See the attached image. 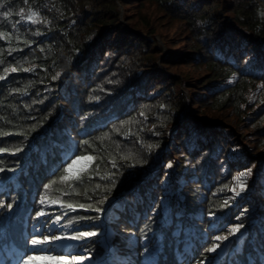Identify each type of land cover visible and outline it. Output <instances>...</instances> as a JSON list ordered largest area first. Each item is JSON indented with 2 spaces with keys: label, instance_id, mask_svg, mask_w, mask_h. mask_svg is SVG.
Returning a JSON list of instances; mask_svg holds the SVG:
<instances>
[{
  "label": "trees",
  "instance_id": "1",
  "mask_svg": "<svg viewBox=\"0 0 264 264\" xmlns=\"http://www.w3.org/2000/svg\"><path fill=\"white\" fill-rule=\"evenodd\" d=\"M144 2L183 24L185 47L160 63L177 75L158 67L157 41L132 29L128 6ZM186 63L197 71L175 72ZM0 77V226L8 215L29 242L36 220L50 237L95 231L55 245L95 259L104 249L95 209L109 202L119 264H142L159 242L166 256L151 264L210 262L215 237L237 224L228 260L264 264V152L231 157L233 127L203 118L228 109L249 151L263 148L264 0H0ZM76 156L93 159L63 180ZM241 167L250 194L235 179ZM57 216L65 227H49Z\"/></svg>",
  "mask_w": 264,
  "mask_h": 264
},
{
  "label": "rangeland",
  "instance_id": "2",
  "mask_svg": "<svg viewBox=\"0 0 264 264\" xmlns=\"http://www.w3.org/2000/svg\"><path fill=\"white\" fill-rule=\"evenodd\" d=\"M117 8L119 11V17L118 18H119L120 23H125V27L127 29L132 28V27H130L129 24H127L126 17L123 18V13H124L123 7L121 5H118ZM128 8H129L128 11L130 12V14L133 15L132 20H130L129 22H131L132 25L137 26L136 28H132V29H134L138 33L147 34V35H145V37L154 38L157 41V43L160 45L161 51L157 54V64L161 70L162 69V65L160 64L161 59L167 53H169V52L170 53L171 52L179 53V52H182L181 51L182 48L185 47V45H184L185 43L182 41V38L185 35L183 24L179 21H177V22L171 21L168 17L164 16V14L159 9H157V7L154 4L144 2L141 6L138 3H134L130 6H128ZM145 17L149 18V21H148L149 24H147V25H145L147 23L146 22L147 19L143 20ZM149 26L156 29V31L153 34H151V33L148 34L149 29L146 31V28H149ZM139 27H141V29ZM168 45L170 47H168ZM174 70H175V72H178L179 70H181L183 72L188 73V74H183L185 77L189 76L190 74H193L197 71V69L195 68L194 65L187 64V63L184 65L181 64V65L176 66ZM161 71L163 73H165L166 75H177L174 73V71L173 72H169L167 70H161ZM198 74L200 75L201 73H198ZM188 108L189 107L187 106L186 109H188ZM209 112L211 113V116H209V117L203 116L204 119L211 121L215 118V120L220 122L221 125H224L225 127H228V128L230 126L233 127L232 128L233 129V135H231V142L233 143L234 141H238L239 146L238 147L233 146L231 148V152H230L231 157L234 156V154L241 149L242 150L244 149L248 153L253 154V156H257L258 153L264 152V146H263V148H260L256 152H254V150L249 151V146L253 144V143H250V140L252 139V137L241 134L240 131L245 129L244 128L245 126L243 124L239 125V123L237 122L235 117H233L229 114L228 109L219 110V111L213 110V111H209ZM205 113H207V111L202 112V114H205ZM176 125L177 124H175V126ZM248 170L249 169L241 167V168H238L237 173L240 176L241 173L248 172ZM242 180L244 182H246L247 184H251L252 176L248 175L247 177H243ZM251 185H254L253 182ZM251 192H252L251 189L246 190V191L243 189L241 194H250ZM236 197L238 199V198H240V195L236 194ZM232 236L228 237L227 240L229 242H230ZM227 240L220 241V244L222 242L221 245L219 244L221 255L224 252L223 246L225 245V242ZM62 241H63V243H65L64 240H62ZM219 248H218V250H219ZM114 255H115V251H113L111 253V258ZM221 255L219 257H221ZM43 256H47V254H43L42 257ZM118 261L120 262L123 260L119 259ZM91 262H92L91 259L84 258L81 261H79V264H91ZM104 263L108 264L107 262H104ZM112 264H119V263L112 261Z\"/></svg>",
  "mask_w": 264,
  "mask_h": 264
},
{
  "label": "snow or ice",
  "instance_id": "3",
  "mask_svg": "<svg viewBox=\"0 0 264 264\" xmlns=\"http://www.w3.org/2000/svg\"><path fill=\"white\" fill-rule=\"evenodd\" d=\"M31 17H29L30 19ZM7 71V70H6ZM12 71H16L15 68L12 69ZM25 71H27V69H25ZM60 74L57 73V76H59ZM3 77H0V79H2ZM55 79V77H54ZM75 155V154H73ZM93 158L91 156H86V157H80V156H76L75 159H73L72 157H69L68 160H71V163H68V160H65L64 163L67 164V167L65 168V171L69 173V175L62 177L63 180H68L71 178V174L73 172L74 169H76V166L80 164V162L82 160H92ZM0 171H3V169H0ZM251 174V169L248 170V172H244L241 173L240 176H237L235 179L237 181L238 184H240L241 189H243L244 185L243 183H241V180L243 177H247L248 175ZM233 191H235V189H233ZM239 194V193H237ZM43 203V201H41ZM101 203H103V201H101ZM9 207H11V205H9ZM79 207L81 209L85 208L84 204H80ZM67 208L69 209H73V205L72 204H68ZM96 211H101V209L97 208L95 209ZM43 213H39V215H42ZM60 217L57 216L55 218V221H59ZM55 221H53L55 223ZM71 223V222H69ZM61 227H65L64 225H61ZM243 227L242 224H237L235 225L232 229L231 232L229 233V235H234L235 233L239 232L240 229ZM97 236V233L95 231H79L78 235H72L70 237H68V239H71L73 241H78L81 240L83 238H87V237H94ZM64 239L63 236L60 235H53L51 237V241L49 240L48 237H45L43 240H39L36 238H33L31 240V245L33 246V251L34 252H47V253H53L55 252V242L56 241H60ZM216 241H223V240H227L228 236H219L217 235L215 237ZM220 245L219 244H215L213 245V247L209 248L208 251L209 252H215L217 250V248H219ZM87 249L86 248H82V252L80 254H72V253H68V254H63V253H57L55 255H47V256H43V257H34L32 255L27 256L26 260L24 261V264H30V262L35 259V258H39V259H44L46 261H49L50 264H79V261H81L82 259H84V252H86Z\"/></svg>",
  "mask_w": 264,
  "mask_h": 264
}]
</instances>
